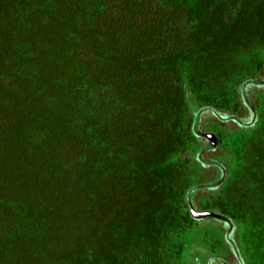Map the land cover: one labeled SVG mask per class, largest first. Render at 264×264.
I'll use <instances>...</instances> for the list:
<instances>
[{
  "label": "rangeland",
  "instance_id": "obj_1",
  "mask_svg": "<svg viewBox=\"0 0 264 264\" xmlns=\"http://www.w3.org/2000/svg\"><path fill=\"white\" fill-rule=\"evenodd\" d=\"M10 2L0 264H264V0Z\"/></svg>",
  "mask_w": 264,
  "mask_h": 264
},
{
  "label": "trees",
  "instance_id": "obj_2",
  "mask_svg": "<svg viewBox=\"0 0 264 264\" xmlns=\"http://www.w3.org/2000/svg\"><path fill=\"white\" fill-rule=\"evenodd\" d=\"M10 4L12 5V7H14L15 6V0H12V3L10 2ZM257 71H258V68H257ZM253 176H254V174L252 173V171H251V173L249 174V175H247V177H246V181L248 182V184L251 182V181H256V180H254V178H253ZM261 180V179H260ZM150 187H148V200H149V193H150V189H149ZM183 191H186L185 189L183 190ZM190 192V191H189ZM187 193L188 192H185V194H184V201H186L185 200V198L187 197ZM187 199V198H186ZM216 200V199H215ZM263 201H264V197H263V199H262ZM150 201H151V199H150ZM156 202L155 201H151V205H154ZM213 203V202H212ZM215 204V203H214ZM215 206V205H214ZM158 213V212H157ZM191 217H193L194 219H197L198 217H196V215L195 214H192V216ZM239 218V217H238ZM245 219H246V225H244V227L249 231V230H252L253 232H254V230H257V231H255V233H259L258 231H260V232H262V231H264V221L263 222H258L257 224H258V226H253L254 224H255V222L253 221V219L252 218H250L248 215H246L245 217H244ZM153 222V224H155L154 223V220H152ZM149 226V225H148ZM155 227H156V229L155 228H152L151 229V232H150V235L148 234V257H153V258H151V261H148V264H159V258H161V257H163V253H162V246H163V238L165 237V239H166V243L168 244V242H170V238L167 236V234H164V231H163V228H161V229H158V227L156 226V224L154 225ZM256 227H258V228H256ZM153 234H154V238L155 239H153L154 241L152 242V241H150V239L153 237ZM261 240H264V238H262ZM166 244V245H167ZM171 244H174V242H172ZM173 246V245H172ZM256 246V245H255ZM182 247H180V246H177V250L180 252H182V249H181ZM256 248V247H255ZM172 249H174L173 247H172ZM154 250V251H153ZM175 250V249H174ZM259 253H257L256 252V250H255V252L254 251H251V255L249 256V257H254V258H256V260L257 261H259V262H262L261 260H263L264 261V252H262L261 250L260 251H258ZM258 257H263V258H258ZM160 262H161V260H160Z\"/></svg>",
  "mask_w": 264,
  "mask_h": 264
},
{
  "label": "crops",
  "instance_id": "obj_3",
  "mask_svg": "<svg viewBox=\"0 0 264 264\" xmlns=\"http://www.w3.org/2000/svg\"><path fill=\"white\" fill-rule=\"evenodd\" d=\"M189 193H190V195H188V200L191 202L192 208L195 209V210L197 209V207L202 208L205 205L206 202H209L211 200L213 201L216 198V193L215 192L207 193V192L204 191L203 193H206V195L205 194L201 195V193H198V191H193V192H189ZM205 228H203L202 226H197L196 228L194 227V229L192 231V239L194 238L192 240L193 241L192 246L195 247L196 243H198L199 245H200V243H202V240L199 239L198 236H199V234H201L200 231H202V233H203ZM210 228L211 229H206V230H210V231L213 230V231H215V233L218 234L217 238H215L214 243L218 244L217 242L219 241V243L222 245L223 241L225 242L224 232L218 233L219 230L217 228H214V229L212 227H210ZM232 238H233V234H231V240H232ZM228 253L230 254V257H238L235 254V252H233L232 250L231 251L229 250ZM185 254L186 255H183V257H188L187 253H185ZM185 260H186V258H185ZM187 260H188V258H187Z\"/></svg>",
  "mask_w": 264,
  "mask_h": 264
}]
</instances>
